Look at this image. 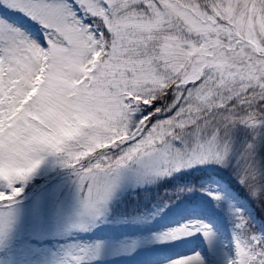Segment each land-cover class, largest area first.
<instances>
[{
    "label": "snow or ice",
    "instance_id": "6c2138e0",
    "mask_svg": "<svg viewBox=\"0 0 264 264\" xmlns=\"http://www.w3.org/2000/svg\"><path fill=\"white\" fill-rule=\"evenodd\" d=\"M48 158L75 173L72 227L83 230L104 218L125 179L196 165L229 169L245 206L264 211V0H0V231ZM191 190L177 187L152 216ZM201 191L217 208L228 201L234 220L223 264H264V231L239 197ZM210 212L178 208L187 218L113 254L218 264L217 248L206 257L191 239L214 245ZM102 246L70 245L68 264L99 258Z\"/></svg>",
    "mask_w": 264,
    "mask_h": 264
},
{
    "label": "rangeland",
    "instance_id": "374dc122",
    "mask_svg": "<svg viewBox=\"0 0 264 264\" xmlns=\"http://www.w3.org/2000/svg\"><path fill=\"white\" fill-rule=\"evenodd\" d=\"M228 171L208 164L180 169L148 182L125 179L109 202L104 218L83 230L72 227L80 211L75 173L48 158L24 185V191L12 205L14 213L10 225L0 231V264H68L72 259L67 255L70 245L95 241H103L101 256L80 264H134L128 257L113 253L128 239H143L152 232L181 222L187 217H178L176 209H192L198 204L211 210L208 219L216 228L218 237L210 246L198 234L197 238H191L193 244L206 257L212 247L217 248L221 252L218 264H223V252L233 251L234 220L230 216L228 201L222 200L217 208L213 198L201 191L202 187H218L220 191L228 189L232 195L238 196L237 206L244 207L248 215L254 216L256 227L264 231V225L259 223V209L252 203L245 206V196L235 189V180L230 179ZM180 186L192 190L164 207L159 215L152 216Z\"/></svg>",
    "mask_w": 264,
    "mask_h": 264
},
{
    "label": "trees",
    "instance_id": "16d2710c",
    "mask_svg": "<svg viewBox=\"0 0 264 264\" xmlns=\"http://www.w3.org/2000/svg\"><path fill=\"white\" fill-rule=\"evenodd\" d=\"M234 182H235V186L238 187L239 190L241 191V193L245 196V189L243 188V186L240 185V184L238 183V181H236V180H235ZM252 204H253L254 206H256V208L259 209V216H260V217L264 216V212L260 209L259 205L255 204L254 202H252Z\"/></svg>",
    "mask_w": 264,
    "mask_h": 264
}]
</instances>
